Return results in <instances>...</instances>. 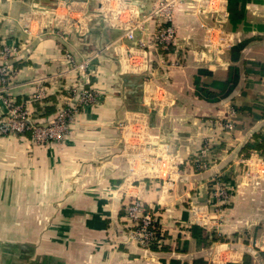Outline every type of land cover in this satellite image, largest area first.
<instances>
[{"label": "crops", "instance_id": "0c3cea01", "mask_svg": "<svg viewBox=\"0 0 264 264\" xmlns=\"http://www.w3.org/2000/svg\"><path fill=\"white\" fill-rule=\"evenodd\" d=\"M161 1L0 0V40L20 45L17 102L35 119L57 111L80 80L66 54L90 58L99 94L59 142L0 135V264H264V155L247 149L264 132V0H239L236 26L227 0H173L168 52L154 47ZM231 67V94L195 95L199 70L210 86ZM227 172L229 203L214 212L212 179ZM133 201L155 221L149 247L130 234Z\"/></svg>", "mask_w": 264, "mask_h": 264}, {"label": "built area", "instance_id": "2783aa9c", "mask_svg": "<svg viewBox=\"0 0 264 264\" xmlns=\"http://www.w3.org/2000/svg\"><path fill=\"white\" fill-rule=\"evenodd\" d=\"M173 0L161 1L155 13L160 16L161 23L154 38V47H161L168 52L174 45L175 30L171 23L170 10ZM128 39L133 38L131 31L126 33ZM20 45L17 42L0 40V135L31 134V141L36 146H43L54 140L59 142L69 132L70 126L79 109L83 107H94L99 102V94L91 87L89 76L92 63L90 58L85 57L77 60L75 57L66 54L68 66L73 70L80 80H75L68 89L67 95L62 99L61 105L52 118L45 123H38L30 111V105L19 103L11 96L10 90L13 87L11 77L13 74V61L18 57ZM43 90L38 91L36 99H42ZM231 121L226 122L223 127L227 130L233 129ZM264 134V132H263ZM208 152L206 146L200 151L199 158H205ZM202 167L205 163L202 162ZM228 184L218 178L212 179L209 193V207L212 211L218 212L225 209L229 203ZM125 219L128 223L131 236L143 247H149L156 241L155 221L140 201H133L126 205Z\"/></svg>", "mask_w": 264, "mask_h": 264}, {"label": "trees", "instance_id": "16d2710c", "mask_svg": "<svg viewBox=\"0 0 264 264\" xmlns=\"http://www.w3.org/2000/svg\"><path fill=\"white\" fill-rule=\"evenodd\" d=\"M227 1L229 4L230 19L236 26L237 24L242 22L244 10H243V8L242 9L240 8L239 10L236 9V6H237V3L239 0H235V12H233L231 5L234 2V0H227ZM241 48H242L241 44H238V45H235L234 47H232L230 50L231 57L233 58V56L235 55V58H237V55H238ZM202 75L206 76V75H209V73H207L204 70H199L197 72V76H195L194 83H193L194 88H195V95L199 99L205 100L207 102H213L219 98L227 97L229 94H231V92L233 91V89L235 88L236 83H237V74L235 72L234 67L230 68V74H229L228 78H226L225 81H222V82H215L214 81L210 86L204 85L200 82V76H202ZM210 87L217 90V92L210 90ZM44 110H45L44 114H42L39 117H36V119H38V118L43 119L45 117H49L50 115L54 114L56 111V109L54 110L50 106L44 107ZM247 149L257 152V154H259V156L264 155V134H263V132H260L259 134H257L253 138L252 147H250V148L247 147ZM230 177H233V176L230 175V172H227L221 176L220 180L222 182H228L230 180ZM192 229H193V236L195 238L200 237L201 239H203V234L198 227H192ZM248 262H249V258L246 257L245 260H243V262L241 264H248Z\"/></svg>", "mask_w": 264, "mask_h": 264}]
</instances>
